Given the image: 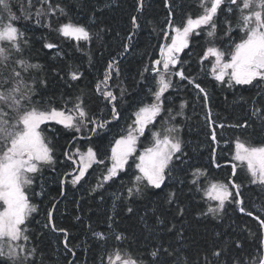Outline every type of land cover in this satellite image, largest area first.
<instances>
[{"label":"trees","instance_id":"trees-1","mask_svg":"<svg viewBox=\"0 0 264 264\" xmlns=\"http://www.w3.org/2000/svg\"><path fill=\"white\" fill-rule=\"evenodd\" d=\"M174 7L173 19L176 24L186 16L200 13V0H171ZM61 5L66 15L59 13L52 18V27L37 25L33 21L20 20L18 26L26 34L25 58L30 63L40 64L31 76L37 81H47L37 87L34 98L41 108L51 103L62 107L68 97L83 95L89 115L98 122L107 121V127L89 131L94 124H88L81 132L73 133L62 126L49 123L41 129L51 141L56 163L46 166L35 183L26 189L30 202L37 207L28 222L32 237L30 246L42 249L44 264H101L100 257L105 249L96 242L93 232H104L110 237L123 232L127 237L125 247L150 261L151 251L168 248L173 256L162 255L161 261L169 264H225L230 259L255 258L257 245L264 239V232L258 221L240 211V206L226 202L224 210L218 214L208 213L209 206L216 207V201L208 199L203 191L208 181L231 183L241 187L239 199H243L246 211L260 214L264 218V188L252 184L244 167H238L232 176L234 138L239 137L253 145L264 143V124L251 115L254 108H264V83L255 86L234 85L229 88L210 74V61L201 63L202 53L209 44L207 29L193 35L190 46L181 54L185 74L195 77L208 93L203 99L193 84L173 77V87L169 89L166 105L173 113L183 114L172 121L181 129L182 150L186 155L174 160V167L161 189L149 188L142 195L128 196L127 187L132 185L133 174H139L133 161L138 163V155L151 146L152 139L146 132L137 145V152L129 160L126 173L114 182L109 181L96 191L97 181L104 172L103 165H93L85 181L80 185L62 183L67 173L74 170L66 152L81 151L93 147L98 157L110 163V149L115 139L124 135L134 119V113L143 104L152 102L148 89L153 87V73L143 72L151 67L154 59H159V49L165 43L162 29L166 30L168 0H143V10L138 11L139 0H53ZM19 15V13H17ZM137 18L139 28L134 27L132 17ZM85 25L92 33L91 42L76 41L63 37L56 28L64 22ZM46 23V22H45ZM225 26L223 17L219 20ZM132 36L131 41L128 37ZM216 43L222 45L225 37L219 32ZM238 39V37H237ZM55 43L57 48L47 49L46 43ZM127 48V50H126ZM211 59V58H210ZM119 62L120 75L113 74L110 86L117 94L119 119L111 114V104L97 91V83L103 79L109 62ZM177 67H180L179 65ZM78 69L83 76L78 81L70 80L68 73ZM31 84V80H29ZM124 95L120 96L121 89ZM63 98V99H62ZM71 107V104L68 105ZM211 109L210 118L206 119ZM223 123L247 122V128H217L219 144L210 140V130ZM151 127V126H150ZM159 127V122L157 124ZM215 152V160L212 157ZM180 155V154H177ZM183 161V162H181ZM219 164L220 167H216ZM201 169L207 174L198 186L192 185V173ZM69 181L71 177H68ZM199 187L200 190H197ZM63 192V195L61 194ZM42 193V194H41ZM175 193V197H169ZM102 197V198H101ZM55 205L51 222L57 229L63 228L68 234V248L64 246V233L45 227L49 223L48 212ZM133 208L129 213L127 208ZM178 209H183L181 214ZM163 221L164 223H161ZM175 225V227H173ZM168 229H171L169 231ZM178 233H183L180 238ZM243 244V250L235 247V242ZM224 249L219 259L211 255L213 250ZM71 249V251H69ZM75 253L73 255L72 253Z\"/></svg>","mask_w":264,"mask_h":264},{"label":"snow or ice","instance_id":"snow-or-ice-1","mask_svg":"<svg viewBox=\"0 0 264 264\" xmlns=\"http://www.w3.org/2000/svg\"><path fill=\"white\" fill-rule=\"evenodd\" d=\"M166 7V30L162 29L165 43L159 49L160 58L154 59L151 67H144L140 74H154L153 87L148 89L153 97L152 102L140 106L125 134L114 140L108 157L110 163L98 157L93 147H87L84 151L76 147L74 152H66V159L72 162L74 170L65 175L62 183L70 182L72 186H76L82 181L86 182L85 178L93 165L104 166V172L93 191L102 188L109 181L122 179L121 173L127 172L129 160L136 155L138 142L147 132L152 143L138 155V163L133 161L139 174H133L132 180L129 181L132 186L127 187L128 196L142 195L149 188L161 189L165 185L175 166L174 160H181V157L186 155L182 150L183 141L179 135L181 129L172 123L177 115L183 114L182 110L186 104H181V111L176 113L166 105V93L173 87V77H179L181 81L187 80L203 94L205 101L208 99L206 89L196 82L195 77L185 74L182 66L184 61L181 58V54L189 48L193 35H199L200 30L207 29V36L210 38L206 50L202 53L201 63L210 61V74L216 81L227 84L229 88L234 85L255 86L264 83V0H200V13L186 16L180 24H176L173 19L175 13L171 0H168ZM137 10H143V0H139ZM58 13L66 15L65 9L53 3V0H0V264H44L43 250L35 244L30 246L32 237L29 234L28 222L37 207L30 202L26 191L46 166L56 163L54 148L41 126L52 123L73 133H79L88 124H94L89 131L96 133L97 129L107 127L108 123L95 121L89 115L83 95L68 97L62 107L49 103L48 107L41 108L34 99L38 94L37 87L42 84L46 88L47 81H37L31 76L33 70H39L42 66L30 63L25 58L28 41L26 38L22 39L26 34L18 26V22L22 19L34 20L37 25L51 28L52 18ZM221 17L225 20L223 27L219 25ZM132 23L134 27H140L135 16L132 17ZM218 28L225 37L220 46L216 43L219 38ZM56 31L77 43L92 40L90 30L80 23L64 22L57 26ZM131 39L132 36H129L128 40ZM44 47L51 50L58 45L50 42ZM178 65L180 67H177ZM113 74L120 75L119 62L115 60L109 62L103 79L96 85V91L111 104L112 117L118 120V97L110 86ZM68 75L70 80L78 81L83 73L76 69L71 70ZM123 95L122 88L120 96ZM261 103H264V100ZM69 104L71 107H68ZM210 114L211 109L206 119L210 118ZM251 115L264 124V108H254ZM212 123L210 140L217 144V128L223 130L226 127L249 126L246 121L228 125L221 123L218 126L215 121ZM229 142L234 143L233 160L236 162L231 165L232 176L235 177L237 168L242 166L249 174L251 183L264 188V143L253 145L239 137ZM212 157L215 160L214 151ZM216 167L220 165L216 164ZM192 176V185L198 186L201 178L206 179L207 174L197 168ZM240 187L241 185L234 181H208V186L203 191L209 200L218 203L216 207L209 206L207 212L214 215L222 212L226 202L238 204L240 211L254 217L258 221L259 229L264 232V218H261L260 214L246 211L243 199H239ZM197 190H200L199 187ZM61 194L63 195V192ZM172 197H175V193L170 194L169 202ZM54 210L55 205L48 212L49 223L45 227L63 232L64 246L68 248L67 230L57 229L51 222ZM127 211L132 213L133 208L128 207ZM178 211L183 214V209ZM261 211L264 212V209ZM178 235L183 237V233ZM93 236L98 245L105 249L104 255L100 257L101 264H169L167 260L162 262L160 257L174 255L168 248L161 247L151 251L152 259L146 261L129 250V247H125L127 237L123 232L111 237L104 232H93ZM258 239L260 243L257 245L254 259L251 258L253 253H249L250 259L247 262L241 258L230 259L225 264H264V239ZM235 247L243 250V244L239 241L235 242ZM72 254L75 255L74 252ZM211 255L219 259L224 255V249L213 250ZM178 264L181 262L178 261Z\"/></svg>","mask_w":264,"mask_h":264},{"label":"rangeland","instance_id":"rangeland-1","mask_svg":"<svg viewBox=\"0 0 264 264\" xmlns=\"http://www.w3.org/2000/svg\"><path fill=\"white\" fill-rule=\"evenodd\" d=\"M144 151V150H143ZM143 151L141 152V154L143 153Z\"/></svg>","mask_w":264,"mask_h":264}]
</instances>
